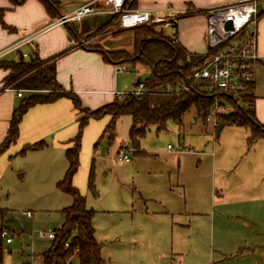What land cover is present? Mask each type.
<instances>
[{
	"label": "rangeland",
	"instance_id": "rangeland-1",
	"mask_svg": "<svg viewBox=\"0 0 264 264\" xmlns=\"http://www.w3.org/2000/svg\"><path fill=\"white\" fill-rule=\"evenodd\" d=\"M70 24L77 28L72 36L77 43L107 56L125 51L120 56L126 89L151 75V68L138 61L135 27L123 28L118 16L108 29L95 28L91 36L77 23ZM150 25L152 38L169 43L176 37L173 24ZM63 26L70 34L69 25ZM260 83L264 86V78ZM215 100L219 111L210 121V114L200 117L192 107L182 124L169 121L165 130L150 127L140 141L141 152L130 139L129 115L118 120L115 140L82 143L74 185L86 197L87 207L95 210L104 264H264V201L255 199L264 195V187L256 184L263 154L251 147L246 127L225 124L216 134L224 120L220 116L234 108L227 98ZM245 108L250 113L249 106ZM120 149H128L129 162L116 159ZM41 150L7 153L0 164V225L10 224L13 238L6 243L0 232L3 264H42L51 239L38 231L60 227L63 209L73 202L58 187L68 160L64 157L57 170ZM92 171L94 190L89 187ZM28 211L33 216H27Z\"/></svg>",
	"mask_w": 264,
	"mask_h": 264
},
{
	"label": "trees",
	"instance_id": "trees-1",
	"mask_svg": "<svg viewBox=\"0 0 264 264\" xmlns=\"http://www.w3.org/2000/svg\"><path fill=\"white\" fill-rule=\"evenodd\" d=\"M10 1L13 5L25 2V0ZM40 1L51 16L56 18L62 16L59 1ZM136 4L137 0H129L128 7L134 8ZM0 23L9 31L15 30V27L7 25L3 20ZM67 25H70V36H74L77 28L70 23ZM153 29L150 24L133 28L136 31V51L140 58L138 61L149 66L152 70L149 77L144 80L139 78L135 82L136 86L142 82L145 83L144 92L140 95L129 92L121 97L116 96L111 102L94 109L85 107L78 94L72 90L64 89L60 84L57 79L55 57L41 59L38 52L33 51L28 60L23 56L19 60H0V68L9 71L4 80V87L32 91L22 99L20 106L13 114L6 138L0 143V157L11 145L16 143L19 137L20 122L31 106L39 103H51L61 97H67L72 100L77 110L78 130L70 140L71 145L66 149L68 168L63 178L58 182L59 189L70 195L73 202L63 209L64 222L53 230L55 237L51 239L50 247L43 253L42 264H75L74 261L77 264L105 263L101 257V244L98 242L93 225L95 210L87 207L86 197L73 183L81 165L80 156L84 133L91 119L99 120L110 116L100 139L107 137L109 141H113L116 138L118 120L125 115L131 116L130 139L134 147L141 152L140 141L150 127L156 126L158 130H165L169 121L182 124L183 115L192 107L196 109L198 116L206 117L210 108L215 104V99L224 97L232 103L234 110L220 116L224 119L222 125L232 124L248 128L250 144L260 137H264V125L256 118V95L252 83L244 91L227 94L210 88V84L205 81L195 80L193 72L202 62V53L189 51L177 40V37L172 38V42L169 43L152 38ZM97 31L99 30L97 29ZM102 54L108 61L123 63V56L120 55L126 53L125 51L110 52L109 56L104 52ZM111 55H114V58ZM209 89L213 92L208 91ZM245 106H249L250 113L247 112ZM98 141L95 143V147L98 145ZM44 146L43 141L25 145L17 154L23 155L29 149H41ZM89 187L95 189L93 171L90 173ZM3 210L0 208L1 218ZM5 228H7L5 224L0 225V232ZM0 264H3L1 242Z\"/></svg>",
	"mask_w": 264,
	"mask_h": 264
},
{
	"label": "crops",
	"instance_id": "crops-1",
	"mask_svg": "<svg viewBox=\"0 0 264 264\" xmlns=\"http://www.w3.org/2000/svg\"><path fill=\"white\" fill-rule=\"evenodd\" d=\"M56 1L61 4L62 15L72 12L83 3L82 0ZM232 1L235 0H137L134 9L150 11L158 16H178L175 35L177 40L189 51L201 53V50L205 49L206 52L208 48L205 38L207 21L204 12L210 7ZM258 15V51L262 60L252 87L256 95V118L264 125V86L260 83V79L264 78V0L259 4ZM1 20L15 27V30H5L0 23V60H19L22 56L25 57L24 54L29 56L27 52L34 49L41 59L55 57L58 81L64 89L78 94L85 107L97 108L111 102L119 94L133 90L126 89L123 84V72L117 71V67L124 64L108 61L97 48L75 42L66 30L67 26L55 23L58 18L51 16L40 0H25L19 5H13L10 0H0ZM77 25L82 27V23ZM46 26V30L38 32ZM95 28L92 27L85 32L88 35L95 34ZM25 39L28 41L23 42ZM19 44L20 47L14 49ZM8 74V70L0 68V143L6 138L10 121L22 99L32 93L31 90L22 88L4 87V80ZM17 90H23L22 97L17 96ZM109 120L110 116L99 120L91 119L84 133L83 146L87 141L94 143L100 139ZM77 130V110L70 98L61 97L51 103L33 105L23 115L19 137L16 143L0 157V164L7 159V153L16 152L17 155L25 145L43 141L45 146L41 151H45V157L49 158L54 168H59L63 164L64 157L67 159L66 149L71 145L70 140L76 135ZM252 146L254 149H261L264 158V137H260L251 144ZM30 150L39 149L28 151ZM258 168L262 171L258 172L260 180L256 184L264 187V161ZM255 199L259 202L264 201V195H258ZM31 216H33L32 212L29 217Z\"/></svg>",
	"mask_w": 264,
	"mask_h": 264
},
{
	"label": "built area",
	"instance_id": "built-area-1",
	"mask_svg": "<svg viewBox=\"0 0 264 264\" xmlns=\"http://www.w3.org/2000/svg\"><path fill=\"white\" fill-rule=\"evenodd\" d=\"M262 0H235L208 8L206 13L205 38L207 51L202 53L203 59L199 66L194 69L195 80L205 81L210 88H215L227 94H236L244 91L255 81L262 56L258 51V14L259 4ZM82 4L72 12L64 14L55 22L57 24L82 23L90 16L97 17L114 13L120 19L123 28H133L143 24L166 22L176 25L175 16H158L150 11L129 8V0H82ZM172 22V23H170ZM47 26L38 30H46ZM28 41L27 39L23 42ZM21 44L14 47L17 49ZM26 57L27 55L24 54ZM117 71L124 73L126 67L119 65ZM145 90V83L138 84L131 93L140 95ZM125 92V93H129ZM125 93L119 94V97ZM17 96H23V90H17ZM215 105V104H214ZM210 108L208 120L212 115H217L215 106ZM228 113L227 111L224 112ZM127 146V145H126ZM169 149H174L169 145ZM128 149L117 151L116 159L120 162H129ZM30 216L31 212H27ZM41 237L53 239L55 232L39 230ZM1 238L6 243H12L9 229L1 231ZM68 246V243H66ZM35 260V259H34ZM26 264H39L28 262Z\"/></svg>",
	"mask_w": 264,
	"mask_h": 264
},
{
	"label": "water",
	"instance_id": "water-1",
	"mask_svg": "<svg viewBox=\"0 0 264 264\" xmlns=\"http://www.w3.org/2000/svg\"><path fill=\"white\" fill-rule=\"evenodd\" d=\"M115 17L116 16L114 15V13L98 15L97 17H94V16L87 17L82 21V29L83 31H88L92 27H96V29L98 30L108 29L107 26L115 19ZM222 129H223L222 124L217 126V132H216L217 135L220 134ZM6 227L10 229L11 225L7 224Z\"/></svg>",
	"mask_w": 264,
	"mask_h": 264
}]
</instances>
